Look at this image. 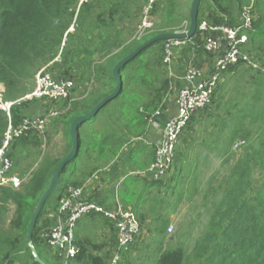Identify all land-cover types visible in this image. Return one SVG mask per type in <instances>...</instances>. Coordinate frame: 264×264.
<instances>
[{
  "label": "trees",
  "instance_id": "16d2710c",
  "mask_svg": "<svg viewBox=\"0 0 264 264\" xmlns=\"http://www.w3.org/2000/svg\"><path fill=\"white\" fill-rule=\"evenodd\" d=\"M79 1L0 0V84L5 89L4 101L13 102L25 95L24 81L33 77V70L37 65L47 66L54 61L64 38L76 49L78 44L88 46L89 37L85 41L73 40V36L81 29L99 40L96 45L92 44L88 48L103 45L102 50L106 52V58L94 64L86 76L75 72L78 55L70 54L67 47L59 54L61 63H52V67L59 70L60 80L74 81V78H78L80 83H89V91L81 98L74 99L68 111L52 122L54 126L61 124L64 129L66 146L63 157L44 158L20 190L0 189V264H37L28 247L27 227L53 174L71 150L70 125L76 118L89 113L113 93L115 89L113 67L140 47L142 44L138 42L145 37L139 40L124 39L128 34L125 22L129 20L126 0H91L89 4H82L77 9ZM145 2L136 9L133 17L135 21ZM201 4L203 5L201 9L199 7L198 22L206 19L211 25L234 26L247 0H201ZM256 5L254 22L248 33L249 44L264 64V2L257 0ZM97 7H100V12L95 14L94 9ZM157 13L161 14L162 24L157 31L153 30L148 34L151 36L144 43L156 35L173 33L178 24L175 0H162L157 3L151 14ZM72 25L73 31L78 28L75 34L67 32ZM101 29L107 32L104 39L95 34ZM204 37L205 34L196 32L190 42L180 47L178 58L175 59L180 66L179 69L185 68L191 60L200 59V56L205 54ZM163 44L164 42H159L152 45L121 68L119 71L123 85L121 93L102 108L97 116L78 126L76 134L80 145L79 152L60 174L58 187L48 197L32 233L34 248L46 264L48 263L44 260L40 248L48 251L49 249L40 234L53 224L59 202L67 196L69 188L82 187L95 173L108 166H114L115 175H112V182L107 189L96 190L89 198L103 207L108 206L107 202L115 197L117 191V198L125 207L129 205L130 200H136L131 208L133 211L142 202L154 200L150 195L155 191L156 194L162 189L165 193L167 190L171 193L177 191V205L183 196L187 195L186 198L189 199L198 190V182L191 170L185 173L186 178L192 177L187 183L189 189L184 192L185 185L180 182L183 179L182 169L175 165L181 157L182 148L178 146L179 142L175 147L171 173L165 179L151 181L147 177L129 175L135 169L145 170L154 161L155 147L147 145L145 138L149 115L161 104L163 109L166 106L163 101L167 98L169 81L165 77ZM110 45L115 46L117 51L107 52ZM241 67L242 65L229 67L222 73L226 76L233 75L236 84L227 91V95L224 92V85H220L211 96V103L218 105L219 102L225 101L226 111L224 118L220 120V130L230 126L227 141L222 143L225 146L218 149L216 155L224 158L229 156L230 146L239 140L240 134L247 129L245 121L249 122L250 126L252 123H258L255 130V133L258 132V143L255 146L245 140L242 141L244 146L242 154L230 168L229 173L220 181L214 180V176L207 179L202 195L204 206L209 212L208 223L189 253L185 250L183 242L174 241L173 238L167 239L166 230L163 228L165 216L160 211L153 216V228L148 229V235L152 236L157 250L148 264H264V73L244 66L238 71ZM49 72L51 73V70ZM72 91L75 92L74 89ZM232 96H234L232 99H225ZM233 99L235 100L232 101ZM30 102L34 104L37 100L21 102L11 107L14 125L20 123L27 114L26 111L29 113L32 111L29 110ZM219 104L221 106V103ZM206 109L207 107H204L202 112ZM194 118L193 114L182 135ZM6 125V116L0 110V141ZM38 145L39 137L28 134L11 145L8 157L13 162L16 154H19L18 151ZM124 148H130L127 166L115 170ZM134 154L139 157L138 162L132 158ZM120 178H123V182L117 187ZM130 178L132 179L130 185L125 184ZM9 203L12 204L13 211L8 219L6 215ZM49 204L51 210L48 213L49 209L46 207L48 205L49 208ZM87 216L105 219L110 226L112 241L109 244H93L76 240L79 252L69 264H108L115 245L113 223L102 215ZM138 218L140 223L144 221L142 217ZM125 264L134 263L126 261Z\"/></svg>",
  "mask_w": 264,
  "mask_h": 264
},
{
  "label": "built area",
  "instance_id": "2783aa9c",
  "mask_svg": "<svg viewBox=\"0 0 264 264\" xmlns=\"http://www.w3.org/2000/svg\"><path fill=\"white\" fill-rule=\"evenodd\" d=\"M90 0H80V4ZM162 0H146L141 8L139 19L134 28L132 39L139 40L154 30L151 11ZM257 0H247L241 9L234 26L211 25L206 19L197 23V31L205 34L203 40L204 53L211 56L210 69L199 67L192 62L183 70L176 69L175 59L178 58L180 47L190 42L191 38L165 41L163 44V64L169 81V95L175 100V114L163 125L162 136L155 147V157L144 171H135L131 175L147 177L151 181L165 179L172 170L175 147L179 137L186 128L193 114L203 109L211 101L217 83L222 73L229 67L242 65L264 73V64L249 44L248 33L254 22V12ZM264 2V0H262ZM189 23L182 31L186 33ZM54 62H60L58 55ZM42 68L35 76L34 90L23 99L8 102L2 98L0 84V110L4 112L7 125L0 141V188L18 189L23 180L11 174L12 163L8 157L11 145L18 139L35 134L42 138L52 119L68 111L73 101L71 80H57L51 73ZM46 100L50 105L44 113L38 116H26L18 125L12 123L11 107L23 100ZM59 105V106H57ZM163 104L149 115L148 127L156 125V118L163 111ZM240 146L236 143L235 147ZM90 214L102 215L113 223L115 230V245L111 251L108 264H125L123 253L133 244L141 228L136 215L131 208L123 207L115 201L111 209L105 208L89 200L86 187L69 188L67 196L59 202L55 210L53 224L42 231L40 237L54 256L56 264H69L79 252L76 246V227L79 220ZM171 229H169L170 231Z\"/></svg>",
  "mask_w": 264,
  "mask_h": 264
},
{
  "label": "rangeland",
  "instance_id": "374dc122",
  "mask_svg": "<svg viewBox=\"0 0 264 264\" xmlns=\"http://www.w3.org/2000/svg\"><path fill=\"white\" fill-rule=\"evenodd\" d=\"M91 1V0H90ZM89 2H86L84 4H89ZM146 0H126L127 2V8H128V18L129 20L126 23V27H128V34H126L124 37L125 40H129L133 37L134 34V28L135 25L139 19H135L134 13L136 9L143 4V2ZM176 1V22L178 23L175 26L174 31H182L184 29V26L189 23V11L191 7L192 0H175ZM136 3V5L134 4ZM200 5V9L201 6ZM82 6L80 4V1L78 3L77 9H79ZM264 11V8H263ZM95 14L100 12V7H97L94 9ZM141 13V12H140ZM140 16V15H139ZM200 17V15H199ZM152 22L154 25V32L155 30H158V27H160L161 23V14L157 13L155 15H152ZM133 26V27H131ZM73 25L68 29L67 32H70V34L76 33V28L73 31ZM78 30V28H77ZM104 31V34H103ZM95 34L104 39L107 37V32L105 29L99 30V32H95ZM93 34H88L86 30H80L76 36H73L74 41H85L87 37L90 38L88 40V46L83 45V48L91 47L92 44L96 45L99 40H96L92 37ZM128 35V36H127ZM151 35L145 36L141 41L138 42V44H143L145 40H147ZM104 37V38H103ZM99 39V38H97ZM92 41V42H91ZM91 42V44H90ZM85 46V47H84ZM69 49V53L76 55V47L72 46L71 42L69 40L65 41V38L63 39L61 45H60V53H62V50ZM77 49L79 48V44L77 46ZM89 49V48H88ZM107 50V49H106ZM111 51H117L116 47L113 45H110L108 47L107 52ZM100 52V51H99ZM58 54V55H59ZM57 55V56H58ZM202 57V55L200 56ZM56 58V57H55ZM54 58V59H55ZM79 59L77 58L76 64H75V72L81 73L82 76H86V73L88 72L89 68H83L84 67L78 62ZM54 62V61H53ZM49 63L47 66L42 65L39 67L38 65L33 70V77L29 78L24 81V85L26 88V93L23 97L20 99H23L27 95H29L34 90L35 85V76L42 68H48L46 69V72H49L51 70L52 76H55L53 72H58V70L55 67H52V63ZM191 62V61H190ZM189 62V63H190ZM57 63V62H55ZM61 63V61H60ZM45 66V67H44ZM79 66V69H78ZM52 67V68H51ZM180 66H176V69H179ZM244 68L243 66L238 69L241 70ZM50 73V72H49ZM73 71L71 74L73 75ZM165 77L166 72H165ZM233 75H222L219 82L217 83V86L224 85V92L227 95V91L231 88H233L236 84L233 80ZM56 79V77H55ZM73 85H76V82L79 86H83L85 82L79 83L78 78H74ZM88 84H85L83 87H80L79 89L75 90V92L72 91V98L79 99L82 97V95L85 93V89H87ZM93 86V85H92ZM91 86V87H92ZM215 88V89H216ZM2 98H4L5 89L2 87ZM89 91V90H88ZM169 95V90L167 91V96ZM225 95V96H226ZM232 97H225V99H232ZM18 99V100H20ZM35 99L31 100H23L21 102H29L34 101ZM170 100L169 97L165 98L163 102H165V105L167 104V101ZM233 99L232 101H234ZM17 101V100H16ZM171 101V100H170ZM29 110H34L36 107L32 104L33 102H30ZM221 103V106H219ZM218 105L216 103H211V101L206 105L207 107L205 112H202L204 110L201 109L200 111L196 112L194 114L195 118L192 120L191 124L188 126L186 132L182 135L178 140V146H181V157L180 161L176 162V166L178 168L182 169L181 176L182 180H180L181 183L185 185L184 192L188 190L187 183L192 177H185V173L187 170H191L193 175L195 174V179L198 182L197 188L198 190L195 191V194H193L189 199L186 198L187 195L183 196L182 201L176 205V199L178 198V192L174 191L171 193V191L167 190L165 193V190L156 191L150 195V197L154 200H147L146 202H142L136 210H133V213L138 218L139 216L143 218L144 221L140 223V234L138 235L136 241L130 245L127 252L123 253V261L126 263V261L133 262L134 264H145L147 261L150 262L151 257L157 250V245L155 244L152 236L148 235V229L152 227V218L158 211L161 212L162 215L165 216V222L163 225V228L166 230V237L167 239L173 238L174 241L177 242H183L185 250L187 253H189L194 245V242L197 238H199L203 231H205L206 224L208 223L209 218V212H207L206 206H204L203 202V189L205 188V184H207V179L214 176V180L220 181V179L224 176H226L229 173V170L231 167H233L236 160L240 157L243 151V142L246 141L247 143L257 145L258 143V132L255 133V130L258 126V123H252L251 126L249 122L245 121V126L247 129H245L241 134L239 140H236L233 142V144L230 146L229 149V156L227 158L221 157L216 155L218 149H222L225 145H222L223 141H227V135L229 133L230 126L226 127L223 130H220L221 125V118H224L226 106L225 101L219 102ZM63 114V113H62ZM61 115V114H60ZM58 115V117L60 116ZM57 117V118H58ZM55 118V119H57ZM99 119V118H98ZM97 119V120H98ZM54 119H52L48 126L45 134L42 138L39 137V145L37 147H31V149H26L24 151L20 150L18 151L19 154H16V157L13 158L12 163V170L11 174L19 177L23 180L22 185L18 189L13 190H20L29 179L30 175L35 171V169L38 167V165L41 163V161L46 158H55L60 159L63 157L65 152V146H66V138L64 136V129L61 124L53 125ZM260 125V124H259ZM88 124H86L85 127H87ZM236 143H240V146L235 147ZM231 151V152H230ZM234 157V158H233ZM132 158H134V161L138 162L139 157L137 155H132ZM143 159V157H142ZM144 161V159L142 160ZM135 163V162H134ZM136 164V163H135ZM179 165V166H178ZM176 170V169H175ZM135 171H140V169H135ZM171 173V172H170ZM216 177V179H215ZM132 179H127L125 184L130 185V182ZM88 182H86L82 187L85 189ZM2 188H9L10 187H2ZM1 189V188H0ZM194 193V192H193ZM115 196L118 197V191L115 192ZM162 197V201H161ZM114 198V196H113ZM111 199V201L107 202L108 206L105 208L111 209L113 207V201L114 199ZM150 199V198H149ZM109 200V199H108ZM153 201V202H150ZM51 202V200H50ZM52 203V202H51ZM132 203V201L130 202ZM129 203V204H130ZM120 204V203H119ZM50 205L49 208L48 205L46 209L48 213L50 212ZM123 207H125L124 204H121ZM208 207L210 209V205L208 204ZM161 208V209H160ZM7 215L6 217L9 219L12 211L13 206L12 204H8L7 206ZM138 213V215H137ZM139 220V218H138ZM108 223H106L105 219L102 217H90V216H83L76 227V233L79 234V239L81 241H88L93 244H103V243H111L112 241V233L109 229ZM153 228V227H152ZM169 229H171L169 231ZM177 237V238H176ZM79 241V240H78ZM167 241V240H166ZM174 241L172 244H174ZM167 247V242L166 246ZM40 252L43 255L44 260L48 264H54V256L52 253H49L48 250H41Z\"/></svg>",
  "mask_w": 264,
  "mask_h": 264
},
{
  "label": "water",
  "instance_id": "95a60500",
  "mask_svg": "<svg viewBox=\"0 0 264 264\" xmlns=\"http://www.w3.org/2000/svg\"><path fill=\"white\" fill-rule=\"evenodd\" d=\"M201 0H192L190 11H189V27L186 33H164L156 35L155 37L149 39L145 43H143L140 47H138L136 50H134L131 54H129L127 57L121 59L112 69V77L115 82V89L112 94H110L108 97L103 99L96 107L91 109L89 113L86 115L80 116L76 118L70 125V142H71V150L68 153V155L63 159V161L60 163L58 168L56 169L55 173L53 174L48 188L41 196L39 203L37 204L35 211L29 221L28 227H27V243L29 250L31 252V255L34 259V262L37 264H46L44 261L40 259L38 256L33 242H32V233L35 226V223L40 215V212L42 208L44 207L48 197L57 189L60 174L65 169V167L75 159L79 152V141L76 134L77 128L79 125H82L88 121H90L92 118L97 116V114L101 111L102 108H104L107 104L111 103L113 100H115L118 95L121 93L123 89L122 80L119 75V71L121 68H123L127 63H129L131 60H133L135 57H137L141 52H143L145 49L151 47L152 45L159 43V42H165L169 40H179V39H185V38H192L196 31H197V23H198V17H199V7H200Z\"/></svg>",
  "mask_w": 264,
  "mask_h": 264
},
{
  "label": "crops",
  "instance_id": "0c3cea01",
  "mask_svg": "<svg viewBox=\"0 0 264 264\" xmlns=\"http://www.w3.org/2000/svg\"><path fill=\"white\" fill-rule=\"evenodd\" d=\"M184 2H185V0H184ZM103 47H104L103 45H100V46L97 45L96 47L88 49V48H83L82 46H79L80 49H76L77 52H75V53H76V55H78V57H77L79 59L78 62H80V64L82 66H84V67H80V68L81 69H83V68L88 69L89 68V70H90L94 64L102 62L106 58V52H104L102 50ZM60 61H62V59H60ZM191 62L196 64V65H200L199 67H205L206 69L209 70L210 66H211L212 59H211V56H209L207 54H203L202 57H200V59H193V60H191ZM57 63H60V62H57ZM176 65H178V64L176 63ZM78 69H79V66H78ZM179 70H183V69H179ZM53 73L55 75L54 77L59 78V80L61 79L59 77V70L57 73L56 72H53ZM79 83H80V81H79ZM85 84H89V83L85 82L83 84V86ZM83 86H79L76 83V85H74L75 88H73V89L77 90ZM86 87H87V89H85V93L83 95H85L87 93V91L89 90V85ZM167 97H169L171 101L170 100L167 101L165 109H163L160 116L156 118V125L154 127H151V126L148 127L147 136L145 138V143L147 145H152V146L156 147V144L161 139L162 129H163V125H164L165 121L175 114L176 106H175L174 97L171 95H168ZM33 105L36 108L33 111H31L30 113H29V111H26L27 114H25V117L26 116L32 117V116L41 115L48 108L54 106V105H50L46 100H37V102L34 103ZM57 106H59V105H57ZM129 153H130V148H124L122 150V152L120 154V158L117 162L118 167H116L115 170H119V169H122V168L127 166V162L129 159ZM113 168H114V166L113 167L108 166V167H106V169H104L102 171H98L88 181V183L86 185V191H87L88 198H90L92 196L93 192H95L96 190L103 191V190L108 188V185H110V183L113 180V176L115 175ZM142 171H144V170H142ZM129 175H131V173ZM122 182H123V178H120L118 183H117V187L122 185ZM115 201H118V202L120 201L117 198V196L114 197L113 202L115 203ZM131 201H132V203H130L127 206L128 208H132L134 206V204L136 203V200L135 201L130 200V202ZM76 240L80 241L78 233H76Z\"/></svg>",
  "mask_w": 264,
  "mask_h": 264
}]
</instances>
